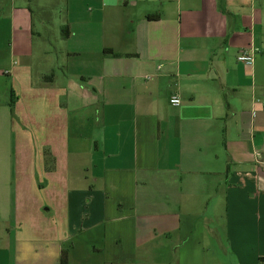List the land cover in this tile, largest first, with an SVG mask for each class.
<instances>
[{"label": "crops", "instance_id": "1", "mask_svg": "<svg viewBox=\"0 0 264 264\" xmlns=\"http://www.w3.org/2000/svg\"><path fill=\"white\" fill-rule=\"evenodd\" d=\"M1 38L0 264H264V0H0Z\"/></svg>", "mask_w": 264, "mask_h": 264}, {"label": "rangeland", "instance_id": "2", "mask_svg": "<svg viewBox=\"0 0 264 264\" xmlns=\"http://www.w3.org/2000/svg\"><path fill=\"white\" fill-rule=\"evenodd\" d=\"M0 47H7L6 39L7 38H1ZM5 51V50H4ZM16 63L19 62L17 58H13ZM10 60L8 59V56L5 57V55L0 57V166H3L5 164V161H7L9 164H11V154H12V143H11V125H14L13 128L17 127L18 122L12 120L11 118V107H10V91L13 90V84L11 81V75L8 74ZM15 85V84H14ZM23 139H18L21 142V146L23 150L30 149V147L34 146V140L28 139L23 136ZM29 159H33V157L28 156ZM18 159H21L20 156H18ZM34 173V174H33ZM36 172L32 171V167H30L29 170H18L14 171L12 180L21 181L24 179H27L29 177H35ZM43 174L39 173V177L36 179H30L31 185L28 186L29 188H24V195L27 194L28 198L31 200L35 198V196L39 197L40 199L44 198L47 195L46 188L43 189V187L38 186V181H40L41 184H46V182L43 180ZM34 175V176H33ZM35 181V183L33 182ZM2 182L0 178V186L2 187ZM29 185V183H25ZM35 186V187H34ZM27 192V193H26ZM28 204V203H27Z\"/></svg>", "mask_w": 264, "mask_h": 264}, {"label": "built area", "instance_id": "3", "mask_svg": "<svg viewBox=\"0 0 264 264\" xmlns=\"http://www.w3.org/2000/svg\"><path fill=\"white\" fill-rule=\"evenodd\" d=\"M253 53H254L253 48H248V47L242 48L237 55V59L241 62L246 63V64H250V63H252L253 58H254ZM169 100L172 104H179L180 103V98L175 96V95H172Z\"/></svg>", "mask_w": 264, "mask_h": 264}, {"label": "trees", "instance_id": "4", "mask_svg": "<svg viewBox=\"0 0 264 264\" xmlns=\"http://www.w3.org/2000/svg\"><path fill=\"white\" fill-rule=\"evenodd\" d=\"M14 95H13V90L10 91V105L13 104L14 99H13ZM59 264H68V256H67V251L66 250H62L60 252V256H59Z\"/></svg>", "mask_w": 264, "mask_h": 264}]
</instances>
